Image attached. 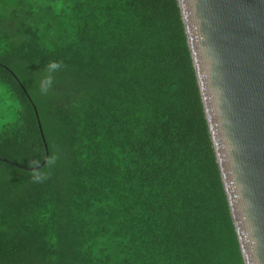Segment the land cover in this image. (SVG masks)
Instances as JSON below:
<instances>
[{"label":"trees","instance_id":"16d2710c","mask_svg":"<svg viewBox=\"0 0 264 264\" xmlns=\"http://www.w3.org/2000/svg\"><path fill=\"white\" fill-rule=\"evenodd\" d=\"M0 157V264H244L178 0H0Z\"/></svg>","mask_w":264,"mask_h":264},{"label":"water","instance_id":"95a60500","mask_svg":"<svg viewBox=\"0 0 264 264\" xmlns=\"http://www.w3.org/2000/svg\"><path fill=\"white\" fill-rule=\"evenodd\" d=\"M178 1L244 264H264V0Z\"/></svg>","mask_w":264,"mask_h":264},{"label":"clouds","instance_id":"9594fccd","mask_svg":"<svg viewBox=\"0 0 264 264\" xmlns=\"http://www.w3.org/2000/svg\"><path fill=\"white\" fill-rule=\"evenodd\" d=\"M54 67L56 66V65H53Z\"/></svg>","mask_w":264,"mask_h":264}]
</instances>
